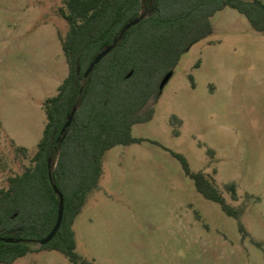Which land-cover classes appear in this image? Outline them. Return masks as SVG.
Segmentation results:
<instances>
[{
	"label": "rangeland",
	"instance_id": "obj_1",
	"mask_svg": "<svg viewBox=\"0 0 264 264\" xmlns=\"http://www.w3.org/2000/svg\"><path fill=\"white\" fill-rule=\"evenodd\" d=\"M64 1L0 0V189L32 164L45 101L68 75ZM211 21L213 34L183 55L153 119L133 126L143 141L103 158L73 225L76 252L94 264H264V34L231 7ZM173 152L215 181L246 235L197 191ZM13 264L73 263L35 251Z\"/></svg>",
	"mask_w": 264,
	"mask_h": 264
},
{
	"label": "trees",
	"instance_id": "obj_2",
	"mask_svg": "<svg viewBox=\"0 0 264 264\" xmlns=\"http://www.w3.org/2000/svg\"><path fill=\"white\" fill-rule=\"evenodd\" d=\"M226 7L245 15L253 29L264 34L263 0L64 1L59 12L69 30L60 39L69 71L58 93L45 101L47 124L32 164L0 189V264H13L35 251H58L73 264H94L76 252L73 225L89 192L99 184L106 152L143 141L132 136V128L153 119L162 94L160 81L195 43L213 34L211 18ZM136 19L139 22L86 77L96 56ZM74 107L72 123L62 134ZM172 123H180L177 116ZM173 155L197 191L237 219L246 235L240 211L228 203L215 181L192 171L182 154ZM54 185L64 198L63 219L54 238L40 245L58 217L60 198ZM227 188L237 199L236 184Z\"/></svg>",
	"mask_w": 264,
	"mask_h": 264
},
{
	"label": "water",
	"instance_id": "obj_3",
	"mask_svg": "<svg viewBox=\"0 0 264 264\" xmlns=\"http://www.w3.org/2000/svg\"><path fill=\"white\" fill-rule=\"evenodd\" d=\"M138 22H139V19H136V20L126 24L123 27V29L121 30L119 36L117 38H115L113 44L108 46L101 53H99L96 56V58L93 60V62L90 64L88 70L85 73L86 77L92 72V70L94 69L95 65H97L107 54H109L113 50V48L116 46V44L123 38L125 32L127 30H129L132 26L136 25ZM131 75H132V72H130L128 74V77H130ZM172 76H173V71L167 73L163 77V79H162V81L160 83V91H163L164 87L169 82V80L171 79ZM75 112H76V107L73 108L71 114L69 115L68 120H67V122H66V124H65V126H64V128L62 130V134H64L66 132L67 128L71 125ZM49 168H51V165H49ZM50 178H51V172H50ZM53 188H54L55 192L59 194V198H60L58 217H57V221H56V224H55L53 230L51 231V233L44 240H42L40 242V245H45V244L49 243L54 238V236L57 234V232H58V230H59V228L61 226L62 219H63L64 198H63V195L61 193H59V191H58V189H57V187L55 185L53 186ZM0 240H2V239L0 238ZM6 241L10 242V243L18 242V240H14V239H8Z\"/></svg>",
	"mask_w": 264,
	"mask_h": 264
}]
</instances>
